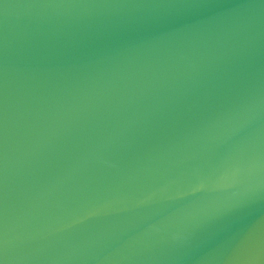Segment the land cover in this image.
<instances>
[{"label": "water", "instance_id": "95a60500", "mask_svg": "<svg viewBox=\"0 0 264 264\" xmlns=\"http://www.w3.org/2000/svg\"><path fill=\"white\" fill-rule=\"evenodd\" d=\"M4 264H264V0H0Z\"/></svg>", "mask_w": 264, "mask_h": 264}, {"label": "snow or ice", "instance_id": "6c2138e0", "mask_svg": "<svg viewBox=\"0 0 264 264\" xmlns=\"http://www.w3.org/2000/svg\"><path fill=\"white\" fill-rule=\"evenodd\" d=\"M0 264H4L3 258H0Z\"/></svg>", "mask_w": 264, "mask_h": 264}]
</instances>
